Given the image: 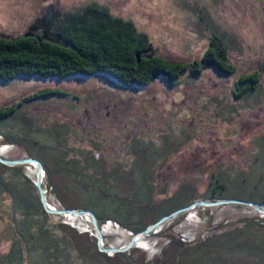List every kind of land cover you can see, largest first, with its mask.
I'll return each mask as SVG.
<instances>
[{"label":"rangeland","instance_id":"1","mask_svg":"<svg viewBox=\"0 0 264 264\" xmlns=\"http://www.w3.org/2000/svg\"><path fill=\"white\" fill-rule=\"evenodd\" d=\"M89 4L105 7L114 16L134 23L148 36L155 55L171 63L201 61L213 35H223L234 73L220 76L207 64L200 77L187 71L172 89L165 78H153L149 86L137 90L123 88L105 76L0 82V109L24 103L7 130L24 133L25 141L1 146L3 156L10 160L29 157L27 143L31 141L38 143L36 151L48 155H56L57 148L65 152L68 166L74 164L75 184L81 178L94 182L99 176L85 165V160L94 158L108 178L119 176L116 184L105 186L106 193L133 197L145 190L138 186L145 175L138 172L132 176L136 155L140 156L138 165L147 166L144 158L154 151L157 157L149 167L156 194L149 203L156 205L183 187L193 189L195 198L201 197L207 186L215 183L214 178L226 172L236 182L232 186H239L240 178L235 177L245 173L246 185L256 186L263 193L264 153L260 143L264 140V0H0V36L24 35L39 29L38 21L47 12L62 16ZM254 72L260 78L257 91L237 100L234 92L241 76ZM47 91L58 94L40 96ZM35 95L38 98L32 99ZM166 151L169 153L163 157ZM27 171L35 177L36 168ZM106 176H99L103 182L97 183H104ZM107 194H102L104 199ZM227 197L239 199L243 195L230 192ZM50 199L54 208L64 204L56 195ZM64 199L79 205L73 194ZM115 204L102 200L101 208L92 211L100 217H113ZM8 205L1 197L0 208L7 210ZM215 209L210 215L208 210H192L178 224L173 221L163 227L189 243L209 217L223 221L248 213L230 207ZM60 220L80 233L93 229L89 217L76 221L65 216L53 218L54 223ZM148 222L144 220V224ZM117 224L121 228L113 223L103 228L106 247L123 248L130 242L132 233ZM93 235L91 232L89 236ZM164 238H149L148 253L139 249L129 253V258L140 263H152L154 257L172 262L176 255L182 258L181 254H187H177L173 247L161 256L159 248ZM9 247L0 237V253Z\"/></svg>","mask_w":264,"mask_h":264},{"label":"trees","instance_id":"2","mask_svg":"<svg viewBox=\"0 0 264 264\" xmlns=\"http://www.w3.org/2000/svg\"><path fill=\"white\" fill-rule=\"evenodd\" d=\"M44 22L40 30L18 37L0 36L1 83L20 78L63 81L76 77L105 76L124 86H143L149 84L160 72L170 75L172 82H177L187 71L200 77L207 64L214 66L215 71L224 76L234 73V68L229 64L228 45L223 35H213L201 61L193 64L171 63L155 55L148 36L139 32L134 23L114 16L105 7L89 4L62 16L49 13ZM47 29L50 35L46 34ZM259 79L258 72L241 76L238 85L241 97L253 96L259 87ZM56 94L58 93L47 91L40 96ZM36 98L37 95L32 99ZM23 105L21 102L16 106L0 109V147L21 145L22 140L25 141L24 133H11L7 130L8 123L15 118L18 109ZM260 144L261 152L264 153V140ZM35 145L38 146V143H27L30 155L27 158H36L44 166L42 187L49 204H52L51 195L58 196L64 202L60 210L92 211L94 207L98 210L101 208L99 202L102 200L116 203L113 217H100L92 211L100 228L108 222L121 228L117 224L119 223L122 228L135 235L173 212L196 202L229 199L227 195L230 192L243 195L239 200L264 204V192L256 186H247L245 173L236 175L235 179L239 177L241 184L232 186L236 182L228 177L227 172L218 174L214 178L215 183L207 186L201 197L195 198L193 189L183 187L159 204H150L151 198L156 194L149 167L157 157L154 155L157 152L154 151H151L154 154L143 157L147 160V166L138 165L141 162L139 155H136L133 164L132 176L138 172L145 175L141 178V184H138L142 188L144 186V192H136L133 197H121L114 194V191L107 194L105 186L110 185V182L116 184L119 176L108 178L94 158L85 160V165L94 168L101 179L106 176L105 184L97 183L103 182L99 176H95L96 182L81 178L75 184L77 180L73 172L74 164L68 166L65 152L56 148V155H48L42 150L36 151ZM167 153L169 152H163V157ZM71 194L79 205H71L65 201L64 198ZM102 194H107V199ZM1 197L9 205L7 210L0 208V237L10 247L6 252L0 253V264H264V216L257 214L252 208L216 207L219 210L226 207L244 209L248 213L223 221L209 217L204 228L189 243L182 241L180 235H175L172 230L163 227L160 233L153 235L157 238L165 236L159 248L161 256L164 257L173 247H176L177 254H187H181L184 256L182 258L176 255L172 262H164L160 257H154L152 263H140L129 258V253H135L139 249H133L127 254L108 256L99 252L93 229L91 232L95 236L90 237L91 232L80 233L77 228L63 224V220L54 223L55 217L47 215L42 207L35 177H30L25 166L10 168L0 164V201ZM196 209L208 210V215L216 210ZM180 218L175 224L181 222ZM145 219L149 221L147 224H144Z\"/></svg>","mask_w":264,"mask_h":264},{"label":"water","instance_id":"3","mask_svg":"<svg viewBox=\"0 0 264 264\" xmlns=\"http://www.w3.org/2000/svg\"><path fill=\"white\" fill-rule=\"evenodd\" d=\"M35 29L34 31H36ZM46 34L50 35V31L48 29L46 30ZM137 58L139 59V56H137ZM0 164L6 167H10V168H15V167H20V166H25L27 168H36L35 186L38 190V193L40 196V202L46 214L49 215L50 217L65 216V217H70L74 219L76 218L82 219V218L89 217L92 222L93 230L96 234L98 250L99 252L106 254L108 256H113L116 254H127L133 249H138V247L140 246L142 242H144L146 239L151 238L153 235L157 234L159 230L161 231L163 226L166 223H171L173 221H176L180 217L187 215L189 212H191L192 210H195L196 208L241 206V207L252 208L257 214L264 216V204H258L255 202H247V201H243L239 199H224V200H219L216 202L199 201V202H196L190 205L189 207L177 210L173 212L172 214L162 218L158 222L148 227L143 232L132 235L129 244L126 247H123V248L106 247L104 244V235L102 232L103 230L100 228L97 217L92 211L74 210V209L60 210V209L52 207L49 204L47 197H46V192L43 190V187H42V183L45 177V169H44L43 164L39 160L34 159V158H23L19 160H10L4 157L0 153Z\"/></svg>","mask_w":264,"mask_h":264},{"label":"flooded vegetation","instance_id":"4","mask_svg":"<svg viewBox=\"0 0 264 264\" xmlns=\"http://www.w3.org/2000/svg\"><path fill=\"white\" fill-rule=\"evenodd\" d=\"M49 13H53L52 11H50V12H47L45 15H43L44 17L42 18V19H40L39 21H38V23H39V29L40 28H42L43 27V22H44V20H45V17L46 16H48V14ZM53 15H55L54 13H53ZM39 29H35V30H39ZM203 63V62H202ZM214 66H212V68H213ZM214 69V68H213ZM216 73H218V75H220V76H224L223 74H220L219 72H217L216 71ZM196 77V76H195ZM154 78H158V79H162V78H165L168 82H169V87H170V89H172V88H174V87H176L177 85H178V81L177 82H172V80L170 79V75H168V74H166L165 72H160V73H158V74H156L155 76H154ZM153 80V79H152ZM116 82V81H115ZM153 81H151L149 84H147V85H143V86H124V85H122V84H119V85H121V87H123V88H129V89H144V88H146L147 86H149L151 83H152ZM117 83V82H116ZM238 85H239V81H238ZM238 85H237V87H236V91L234 92V97L237 99V100H241V99H246L248 96H246V97H241V95L242 94H239V93H241V91L238 89ZM247 92H249V90L247 89ZM236 93V94H235ZM238 96H240V97H238Z\"/></svg>","mask_w":264,"mask_h":264},{"label":"bare ground","instance_id":"5","mask_svg":"<svg viewBox=\"0 0 264 264\" xmlns=\"http://www.w3.org/2000/svg\"><path fill=\"white\" fill-rule=\"evenodd\" d=\"M6 151V150H5ZM0 153L2 154V155H4V150L3 149H1L0 150ZM33 169V168H32ZM29 174V173H28ZM77 219H74L73 218V221H76ZM86 221H88L87 219H85ZM81 221V220H80ZM106 231V230H105ZM105 231L103 230L102 232H103V235H105ZM149 242H148V239H146L144 242H142L141 244H140V246L138 247V249H142L143 251H148L149 250Z\"/></svg>","mask_w":264,"mask_h":264},{"label":"built area","instance_id":"6","mask_svg":"<svg viewBox=\"0 0 264 264\" xmlns=\"http://www.w3.org/2000/svg\"><path fill=\"white\" fill-rule=\"evenodd\" d=\"M109 224H111V222H108V223H106L105 225H103V226L101 227V229L103 230V228L109 226ZM115 228H119V227H118L117 225H115Z\"/></svg>","mask_w":264,"mask_h":264}]
</instances>
